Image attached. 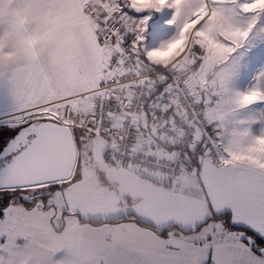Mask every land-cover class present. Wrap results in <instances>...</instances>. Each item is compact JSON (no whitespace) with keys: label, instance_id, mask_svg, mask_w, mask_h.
I'll list each match as a JSON object with an SVG mask.
<instances>
[{"label":"snow or ice","instance_id":"obj_1","mask_svg":"<svg viewBox=\"0 0 264 264\" xmlns=\"http://www.w3.org/2000/svg\"><path fill=\"white\" fill-rule=\"evenodd\" d=\"M261 68L264 0H0V264L71 259L34 229L96 230L85 264H264ZM112 139L161 150L169 215Z\"/></svg>","mask_w":264,"mask_h":264},{"label":"crops","instance_id":"obj_2","mask_svg":"<svg viewBox=\"0 0 264 264\" xmlns=\"http://www.w3.org/2000/svg\"><path fill=\"white\" fill-rule=\"evenodd\" d=\"M145 148L147 150H150L147 147ZM126 172L127 174L134 175L138 179L139 184L136 188L140 192L133 195L134 199H136L137 201L152 200L159 202L163 207L162 210L158 213V215L160 216L169 215L167 209L174 206V198L168 194L165 195L159 194V192L157 191L159 185L154 183L153 180L150 179V177L153 175H144L130 168H127ZM101 231H103L105 234L110 233V230L108 229H104ZM77 234L78 237L75 239V241L72 244H67L65 246L54 245L55 247L53 248H47L46 250L48 254L47 260L51 261L52 257H54L55 254L63 248L66 249L71 255V259L66 260L65 264H85L87 259L94 253L97 247V240L98 239L102 240L103 236L98 237L96 230L94 229H84L82 231H78Z\"/></svg>","mask_w":264,"mask_h":264},{"label":"rangeland","instance_id":"obj_3","mask_svg":"<svg viewBox=\"0 0 264 264\" xmlns=\"http://www.w3.org/2000/svg\"><path fill=\"white\" fill-rule=\"evenodd\" d=\"M254 38H259V34H257V36ZM261 73H264V68H261L256 73H253V76L250 79L249 83L244 85V87L241 88L240 91H245L255 86L258 83ZM105 143L107 144V141H105ZM117 164V162H115L114 165L109 162L108 167L114 169L116 178L124 185L127 191H129L132 195L139 193L140 191L136 188L139 184L138 179L134 175L127 174V168H124L123 166ZM108 204L114 206L115 196L109 193H105L103 198L89 201V210L93 213H102L105 210V206ZM33 236L43 245L44 255L47 259V248H53L55 247L54 245L65 246L67 244H72L78 237V234L76 231H74L68 236H49L41 232L39 229H34Z\"/></svg>","mask_w":264,"mask_h":264},{"label":"built area","instance_id":"obj_4","mask_svg":"<svg viewBox=\"0 0 264 264\" xmlns=\"http://www.w3.org/2000/svg\"><path fill=\"white\" fill-rule=\"evenodd\" d=\"M110 149L120 152L122 155L129 157L127 161V168L138 171L144 175H158V173L153 172L151 165L152 161L147 158L149 153L161 154V150L153 148L147 150L144 146L137 144L131 151L125 152L123 149V140L112 139L107 141ZM146 161V163H145ZM116 162L122 165L121 160H116Z\"/></svg>","mask_w":264,"mask_h":264}]
</instances>
